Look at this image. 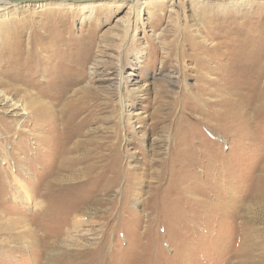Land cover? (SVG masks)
I'll list each match as a JSON object with an SVG mask.
<instances>
[{
    "label": "rangeland",
    "instance_id": "rangeland-1",
    "mask_svg": "<svg viewBox=\"0 0 264 264\" xmlns=\"http://www.w3.org/2000/svg\"><path fill=\"white\" fill-rule=\"evenodd\" d=\"M140 5L0 6V264H264V0Z\"/></svg>",
    "mask_w": 264,
    "mask_h": 264
},
{
    "label": "bare ground",
    "instance_id": "bare-ground-1",
    "mask_svg": "<svg viewBox=\"0 0 264 264\" xmlns=\"http://www.w3.org/2000/svg\"><path fill=\"white\" fill-rule=\"evenodd\" d=\"M145 0H123L121 1L122 3H129V5L131 6V10H132V14L133 15H136L139 13V11H141V3H143ZM149 4H152V2H149ZM163 4V3H162ZM11 5H14L13 3L11 2H8V1H4V0H0V6H11ZM157 5V4H156ZM159 5V4H158ZM155 7V6H154ZM162 7V6H161ZM158 9V7H157ZM160 9V8H159ZM158 9V10H159ZM156 10V9H155ZM155 10H152V11H155ZM157 10V11H158ZM157 14V13H155ZM158 17V16H157ZM153 18V17H152ZM161 18V17H160ZM132 23V22H131ZM43 63V62H42ZM83 67V66H82ZM81 67V69H82ZM84 72V71H83ZM82 72V73H83ZM54 77V76H52ZM72 77V76H71ZM82 78V77H81ZM55 79V78H54ZM73 79V78H72ZM76 79V78H75ZM74 80V79H73ZM57 81V80H56ZM76 81V80H75ZM76 84V83H75ZM52 89V88H51ZM59 90V89H58ZM16 91V90H15ZM18 92V91H17ZM5 94L3 92H0V98H2ZM59 96V95H58ZM8 99V98H7ZM121 99V98H120ZM4 100H6L4 98ZM10 103L13 104V106L15 107V109L19 107V104L17 103H14V102H11L9 101ZM1 104V103H0ZM64 106V105H63ZM62 106V107H63ZM71 108H73L71 106ZM78 109V108H77ZM82 109V108H81ZM115 109V108H114ZM123 109V108H122ZM22 110V109H21ZM22 111L25 112V110L23 109ZM72 111V110H71ZM84 111V110H83ZM26 113V112H25ZM80 113V112H79ZM78 114V110L74 109V113L72 115H75ZM71 115V116H72ZM80 116V115H79ZM53 117V116H52ZM139 126V125H138ZM152 126L153 125H150L148 127L149 130H152ZM56 127V126H55ZM83 127H84V124L82 121H78V123L76 124V127L74 128L75 129V134H77L76 136H80L82 135V132H83ZM55 129V128H54ZM11 131V130H10ZM54 131V130H53ZM127 131L129 132H134L133 130H131V128H129ZM56 132V131H55ZM144 132V131H143ZM59 134V133H58ZM143 134V133H142ZM115 135V134H114ZM129 135V134H128ZM132 135V134H131ZM150 135V134H148ZM146 136V135H145ZM77 139V138H76ZM43 144V143H42ZM70 148V147H69ZM94 148V147H93ZM93 148H91V145L90 143H86V141H80V140H76L72 143V151H73V154H74V157H73V161H72V165H73V168H75V173L76 174H79L81 176V181H83L84 183H89L90 181H92V179L94 178V176H92L93 172L98 168V166L96 165V162H92V159H91V154L93 153ZM146 148V147H145ZM176 148V147H174ZM69 151V150H68ZM106 152V151H105ZM65 153V152H63ZM174 153V152H173ZM53 155V154H52ZM172 156V155H171ZM178 156V155H177ZM54 157V156H53ZM64 157V156H63ZM66 157V156H65ZM179 158V157H178ZM58 159V158H57ZM57 159H55L57 161ZM64 159V158H62ZM109 159V158H108ZM174 159H176V157H174ZM170 160V159H169ZM62 161V160H61ZM109 161V160H108ZM55 162V161H54ZM58 162V161H57ZM64 162V161H63ZM103 162V161H102ZM116 162V161H115ZM174 162V161H173ZM176 162V161H175ZM53 163V162H52ZM60 164L62 162H59ZM68 163V162H67ZM111 163V162H110ZM177 163V162H176ZM54 164V163H53ZM65 164V163H63ZM69 164V163H68ZM172 162L169 163V167H166L168 171H172L173 170V166L171 165ZM70 165V164H69ZM105 165V164H104ZM55 166V165H52V167ZM62 166V165H61ZM163 166V165H162ZM65 167V166H63ZM115 167V166H114ZM105 168V167H104ZM175 168V167H174ZM59 169V168H58ZM161 169V168H160ZM62 171V170H61ZM65 171V170H64ZM68 171V170H66ZM107 172V171H106ZM58 173V172H57ZM187 173V172H186ZM56 174V173H55ZM75 174V175H76ZM53 176V175H52ZM46 177V175H45ZM102 177V176H101ZM45 179V178H44ZM48 179V178H47ZM72 179V178H71ZM103 180H105V178H102ZM17 180V179H16ZM102 180V181H103ZM48 181V180H47ZM109 180H107L108 182ZM19 186L21 187H24V185L21 183V181L19 182V180H17ZM49 182H51L49 180ZM53 182V181H52ZM160 182V181H159ZM103 182H101L102 184ZM48 184V183H47ZM54 184V183H53ZM110 184V183H109ZM60 185V184H59ZM58 185V186H59ZM104 185V184H103ZM61 187V186H60ZM65 187V186H64ZM105 187V186H104ZM56 188V187H55ZM62 188V187H61ZM63 189V188H62ZM101 189V188H99ZM60 190V189H59ZM107 190V189H105ZM57 191V190H56ZM61 192V191H60ZM65 192V191H64ZM105 192V191H104ZM59 193V192H58ZM62 194V193H61ZM60 194V195H61ZM66 194V193H65ZM64 194V195H65ZM102 194V193H101ZM80 205H78L79 207ZM71 209V207H70ZM74 209V207H73ZM74 211V210H73ZM72 211V212H73ZM79 212V211H78ZM79 214V213H78ZM69 215V214H68ZM79 216V215H78ZM81 224V222L79 220H75V222L73 223V228L77 230V227H79ZM74 230V231H76ZM77 232V231H76Z\"/></svg>",
    "mask_w": 264,
    "mask_h": 264
},
{
    "label": "water",
    "instance_id": "water-1",
    "mask_svg": "<svg viewBox=\"0 0 264 264\" xmlns=\"http://www.w3.org/2000/svg\"><path fill=\"white\" fill-rule=\"evenodd\" d=\"M13 3L14 5H23V4H45V3H76V4H86L92 2H118L122 0H4Z\"/></svg>",
    "mask_w": 264,
    "mask_h": 264
}]
</instances>
